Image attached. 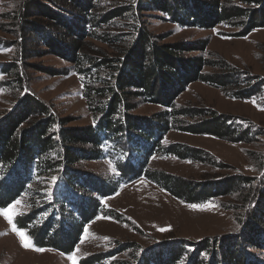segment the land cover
<instances>
[{
	"label": "trees",
	"instance_id": "16d2710c",
	"mask_svg": "<svg viewBox=\"0 0 264 264\" xmlns=\"http://www.w3.org/2000/svg\"><path fill=\"white\" fill-rule=\"evenodd\" d=\"M99 7V0H23L10 17L14 38H9V43L18 46V56L27 61L52 54L69 62L81 78L83 97L93 116L88 124L68 126L70 120L58 117L34 93L25 91L0 117V207L24 195L27 210L15 217L16 227L26 230L36 247L70 253L88 222L98 214L116 216L101 207V199L139 177L193 204L237 193L234 206L244 204L246 208L238 217L236 232L188 245L165 240L158 243L164 244L161 248H142L120 263L264 264V158L259 160L263 179L254 186L250 177L241 174H235L231 182L222 183L218 178L198 185L146 168L156 153L214 162L208 153L163 145V135L172 128L233 142L254 141L262 132L247 119L178 107L175 101L187 84L202 80L226 87L231 98L258 97L264 103V80L232 69L224 74H204L203 68L212 62L202 54L184 53L204 51L207 40L161 42L137 23L134 14L135 7L156 8L175 25L214 27L224 23L238 30L233 35L247 36L264 27V0H136L135 4L126 0L107 11ZM125 10L135 19L128 30H100ZM88 37L109 50H90ZM14 63H3L2 69L10 72V84L20 86L22 73ZM133 98L154 103L162 110L154 118L135 116L130 113ZM208 113L209 117L192 123L182 118ZM83 159H107L114 164V173L100 177L80 170L76 164ZM124 245L136 246L125 242L118 247ZM184 246L191 250L182 251ZM250 248L259 249L262 257L252 254ZM100 256L99 252L89 255L83 263H93Z\"/></svg>",
	"mask_w": 264,
	"mask_h": 264
},
{
	"label": "rangeland",
	"instance_id": "374dc122",
	"mask_svg": "<svg viewBox=\"0 0 264 264\" xmlns=\"http://www.w3.org/2000/svg\"><path fill=\"white\" fill-rule=\"evenodd\" d=\"M22 1L0 0V117L11 110L25 91H29L47 104L50 111L58 117L70 120L68 126L90 123L93 115L83 97L81 78L72 71L69 62L52 54L25 61L17 54L18 46L10 45L9 38H14L10 17L21 7ZM124 1L126 0H99V9L107 11ZM233 1L235 0H231ZM135 2L133 0V4ZM135 10L137 23L146 27L155 37L161 38V42L207 40L204 51L184 53L186 56L202 54L212 62L203 68L204 74H224L232 69L264 80V27L253 30L247 36H235L233 33L238 30L224 23L214 27H182L166 20L156 8L135 7ZM112 20L100 30L126 31L130 27L129 23L135 19L129 10H125L121 16ZM86 43L92 51L103 53L109 50L104 43L91 37L86 38ZM11 62H15L22 73L23 82L20 86L10 84V72L6 73L2 69L3 63ZM175 102L178 107H194L200 111L211 110L247 119L255 126L256 131L262 133L254 141L233 142L172 128L163 135V145H179L193 153H208L214 162L156 153L150 156L146 165L148 171H163L189 182L195 181L198 185L218 178L222 183L229 179L231 182L235 174L250 177L253 186L261 182L263 172L259 160L264 158V110H261L264 103L260 98L234 99L227 95L226 87L197 80L187 84ZM130 104L134 105L130 113L140 118H154L156 112L162 110V107L141 98H133ZM210 113L201 117L182 118L185 122L192 123L209 117ZM106 160L83 159L77 162L76 167L100 177H109L114 173V164ZM236 194L223 195L213 201L195 204L201 205L200 208H192L190 205L193 203L174 197L148 178L139 177L121 184L115 193L101 199V207L104 205L118 217L98 214L85 225L70 253H62L50 247H43L42 252L36 251L39 247L34 246L32 240V247L22 246L21 238L12 231L5 217L0 215V264H72L68 256L77 248V264H86L83 259L98 252L101 256L90 264H121V260L130 259L133 252L138 254L142 248H147L148 251L154 246L161 248L164 244L158 243L165 240L172 244L188 245L205 237L229 235L238 230V217L246 208L244 204L234 206ZM17 200L21 204L16 207L23 214L27 210L28 200L24 195L14 201ZM13 202L0 208H8ZM21 230L27 234L26 230ZM103 237L108 239H102ZM125 242L136 246L118 247V244ZM190 250L189 246L182 248L184 252ZM249 251L262 257L259 249L250 248Z\"/></svg>",
	"mask_w": 264,
	"mask_h": 264
},
{
	"label": "snow or ice",
	"instance_id": "6c2138e0",
	"mask_svg": "<svg viewBox=\"0 0 264 264\" xmlns=\"http://www.w3.org/2000/svg\"><path fill=\"white\" fill-rule=\"evenodd\" d=\"M253 103H255V101H253ZM259 107V106H258ZM261 110H264V108H261ZM55 179V178H53ZM21 204V201L20 200H17V201H14L13 204L9 205L8 208H0V215H3L5 217V219L8 221L11 229L13 232H15L20 238H21V243H22V246L24 247H32L31 245V238L27 236V234L21 230V229H18L16 227V224H15V217L20 215L21 213L19 212L18 208L16 207L17 205H20ZM190 207L192 208H200L202 207L201 205H190ZM161 231H164L166 229H160ZM85 232H87V228L85 229ZM83 239L84 237L81 238V242H83ZM102 239H105L107 240L108 237H103ZM36 251H44V249L42 248H36L35 249ZM79 251V249L77 248L72 254H70L68 256V259L72 262V264H77V261H78V258L76 256V252Z\"/></svg>",
	"mask_w": 264,
	"mask_h": 264
}]
</instances>
